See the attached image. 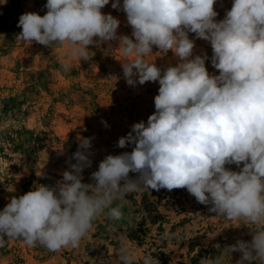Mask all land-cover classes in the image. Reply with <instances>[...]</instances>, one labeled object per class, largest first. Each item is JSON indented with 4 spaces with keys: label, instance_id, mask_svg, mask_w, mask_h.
Listing matches in <instances>:
<instances>
[{
    "label": "clouds",
    "instance_id": "9594fccd",
    "mask_svg": "<svg viewBox=\"0 0 264 264\" xmlns=\"http://www.w3.org/2000/svg\"><path fill=\"white\" fill-rule=\"evenodd\" d=\"M109 2L47 0L45 15L19 17L16 38L64 46L65 71L73 60H91L90 45L117 41L128 85L158 81L155 112L119 138L118 147L133 150L107 155L91 173L94 184L82 182L92 164V138L81 137L54 187L41 184L12 197L0 211V247L8 238L50 251L76 248L98 216L122 218L121 206L112 205L127 193L186 189L216 216L256 225L250 241L237 239L226 251L241 254L236 264H264V0H233L218 22L216 0H123L132 38L117 36L120 21L102 13ZM111 6L121 8L120 0ZM189 33L210 43L219 75L209 74L206 54L193 56ZM154 47L171 50L179 63L162 70L148 62ZM231 164L240 170L226 167ZM135 260L122 241L117 264ZM143 264H153L152 257ZM200 264L219 261L202 258Z\"/></svg>",
    "mask_w": 264,
    "mask_h": 264
},
{
    "label": "rangeland",
    "instance_id": "374dc122",
    "mask_svg": "<svg viewBox=\"0 0 264 264\" xmlns=\"http://www.w3.org/2000/svg\"><path fill=\"white\" fill-rule=\"evenodd\" d=\"M114 2L110 0L101 11L120 21L117 36L132 38V28L121 10L123 0L117 9L111 6ZM46 3L0 0V211L12 197L19 198L37 185L54 187L69 170L68 161L81 137L92 138V164L84 169L82 182L94 184L91 173L107 155L133 150V145L118 147L119 138L134 123L147 124L155 112L158 81L128 85L121 66L125 58L117 41L90 45L91 60H73L65 71L64 46L18 40L19 17L27 12L45 15ZM232 3L216 0L217 22L225 18ZM189 38L195 41L193 56L206 54L209 74L219 75L211 64L210 43L196 39L194 33ZM145 59L162 70L179 63L171 50L163 53L155 47ZM226 167L240 170L235 164ZM117 204L122 218L98 216L79 247L50 251L39 243L30 247L20 239L5 238L0 264H117L122 241L135 253V261L150 255L153 264H200L202 258L236 264L241 254L230 255L226 246L237 239L250 241L256 229L241 220L216 216L186 189L130 192L112 207Z\"/></svg>",
    "mask_w": 264,
    "mask_h": 264
},
{
    "label": "trees",
    "instance_id": "16d2710c",
    "mask_svg": "<svg viewBox=\"0 0 264 264\" xmlns=\"http://www.w3.org/2000/svg\"><path fill=\"white\" fill-rule=\"evenodd\" d=\"M135 264H143V261H135Z\"/></svg>",
    "mask_w": 264,
    "mask_h": 264
}]
</instances>
